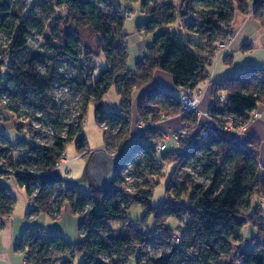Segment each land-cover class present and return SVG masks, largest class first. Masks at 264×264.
I'll list each match as a JSON object with an SVG mask.
<instances>
[{"label": "trees", "instance_id": "obj_1", "mask_svg": "<svg viewBox=\"0 0 264 264\" xmlns=\"http://www.w3.org/2000/svg\"><path fill=\"white\" fill-rule=\"evenodd\" d=\"M123 1L140 4L149 18L138 25V35L158 33L134 71L128 69L125 11L122 6L113 10L112 0H34L31 4L26 0H0V33L9 38L0 45V102L7 94L14 103L46 115L56 130L63 117L49 97L51 86L61 82L82 98L80 115L67 126V136H55L51 145L37 144L31 126L22 127L26 136L15 143L0 132V228L15 209L16 198L3 182L11 177L34 200L28 218L40 214L58 217L66 203L72 214L83 217L80 234L84 239L78 243H69L64 236L51 235L41 227H28L16 247L24 253L27 264H55L59 259H63L62 264H73L78 257L81 264H143V258L145 264H233L238 260L264 264V218L256 211L252 213L264 195V168L254 144L251 150L242 148L233 133L203 143L199 140L202 128L194 139L183 140L182 147L189 148L181 152L159 154L156 145L132 141V108L140 94L138 116L147 125L160 123L162 116H183L187 124L197 128L198 117L184 114L180 92H195L209 82L218 44L231 34L237 14H252L264 28V0H178L179 5H158L157 0ZM188 18L202 20L195 40L194 30L182 28ZM178 24L180 31L170 29ZM86 29L96 39L97 54L84 44L81 31ZM201 38L208 59L202 58L205 52L199 51ZM96 55L105 58L104 66L94 63ZM38 63L45 66L46 74L41 73ZM62 64L75 68L77 76L70 81L59 79ZM158 71L173 77L178 94L152 86ZM112 88L122 99L121 110L107 112L102 101ZM221 95L227 97L226 104L220 103ZM212 97L214 122L222 124L233 119L235 127L248 123L253 112L264 106V70L249 68L215 83ZM92 104L98 126H107L103 131L104 148L110 155L118 154L120 166L113 188L96 187L85 195L74 185L65 186L52 176V171L69 145L75 144L79 154L92 156L84 135ZM12 111L1 104L0 115ZM150 134L157 133L150 128L146 135ZM167 163L176 165L166 189L172 200L154 208L152 190L160 183ZM188 164L197 173L200 171L202 185L184 172ZM127 165H132L134 175H141L142 184H136L135 195L122 188ZM156 175L158 179L149 181ZM185 198L187 204H181ZM132 201L145 209L144 223L153 217L162 235L146 234L130 221ZM171 218L188 221L180 246L171 245L173 231L166 226ZM250 226L258 234L250 239L252 249L244 250L243 233ZM164 246L170 248L168 254L148 257L149 252ZM231 255L234 259L228 262Z\"/></svg>", "mask_w": 264, "mask_h": 264}, {"label": "rangeland", "instance_id": "obj_2", "mask_svg": "<svg viewBox=\"0 0 264 264\" xmlns=\"http://www.w3.org/2000/svg\"><path fill=\"white\" fill-rule=\"evenodd\" d=\"M29 4H31L34 0H26ZM168 0H157L158 5H163L164 2ZM172 4L179 5L178 0H172ZM111 7L113 10L118 8V6H122L125 12H128L132 15V19L127 20L125 22V33L128 35L127 37V44L129 47V61H128V69L130 71L135 70V66L138 62L143 60L146 56L148 46L153 42L156 38L158 33L143 35L140 36L136 33L137 27L139 24H143L148 21V17L144 15L141 11V5L135 3H126L123 0H112ZM255 6V5H254ZM190 20H184L182 22V28L185 30H194L193 34H196L198 28L201 25L200 18H188ZM178 29H180L178 25ZM197 35V34H196ZM81 36L84 41L86 47L93 51V53L97 54V45L96 39L90 29L82 30ZM201 38L199 51L201 53L205 52V43L204 40ZM8 36L0 33V45H5L8 42ZM41 40V39H40ZM34 46H38L36 42L32 41ZM250 53V52H245ZM252 53V52H251ZM220 57H217L213 60V67L212 71L216 67L217 62L219 61ZM9 61L5 60L7 64ZM94 63L98 66H104L106 64V60L102 55H96L94 58ZM238 63L236 60L235 65ZM221 67H226L224 64H221ZM39 70L41 73L46 74L45 66L42 63H38ZM226 68H230L229 66ZM211 71V72H212ZM98 71H96V75ZM58 76L59 79H64L66 81L72 80L74 77L77 76V70L67 64H62L59 66L58 69ZM49 97L54 101L59 109V113L63 117V122L58 129H54L47 121L46 115L41 112H35L27 106L18 105L14 103L9 95L4 94L1 99L2 106L5 105L10 109H13L12 112H4L0 115V131L13 143L18 140H22L26 136V130L22 127L31 126L35 129L36 132L32 134L34 141L37 144L42 146H48L53 143L55 136L66 137L67 136V126L72 122H75L79 115L80 109L82 106V98L78 93H72L69 86L66 84H62L61 82L54 83L50 90H49ZM121 102L122 99L117 94L115 88H112L109 93L105 96L102 101L104 110L107 112H116L121 110ZM0 104V108H1ZM264 107L262 108V110ZM3 110V108H2ZM33 115V116H31ZM139 117V116H138ZM142 120H138V123ZM103 128H100L96 122V107L92 104L89 107L85 127H84V135L87 137L88 148L94 152L99 149L104 148V134ZM141 135V131L138 134ZM187 139V138H186ZM185 140V139H184ZM182 140L178 143L182 144ZM175 143H171L169 146V150L167 152L173 151L175 149ZM158 146H156V149ZM189 148V145H185L183 147L176 148L178 152L186 150ZM105 149V148H104ZM246 149V148H245ZM25 153L24 150H22ZM159 153V152H158ZM159 154H163L159 153ZM65 156L69 160V164L65 167L60 168L58 171L54 172L52 176L55 178L61 179L65 186L74 185L78 188V190L82 194H89L92 188H96V185L92 178L88 173V165L91 156L88 153L79 154L75 144L69 145L67 147ZM175 163H167L164 165L163 169V177L160 179V183L155 186L152 190L151 196V206L154 208H159L164 204L168 203L172 199L167 195L166 189L168 183L175 171ZM128 172L125 169L123 171V175L126 178H129V182L126 181L124 186L122 187L125 192L129 195H135L138 193L136 191V184H142L140 180V176L134 175L132 170L128 168ZM198 173L200 172L197 170ZM184 172L189 174L190 177L193 179L194 182L202 185L203 180L201 179L200 175L193 170L192 165L188 164L186 168H184ZM158 175L154 177H150L149 181L158 179ZM181 179V178H180ZM178 180L179 182L181 180ZM4 185L9 188V190L14 194L16 198L15 209L13 214L8 220V224H16L18 228H22L25 230L27 227H41L46 229L51 235L60 234L65 237V239L69 243H78L82 241L84 238L80 234V224L83 221V217L80 215L72 214L71 208L68 203L65 204L63 212L60 216L51 218L47 214H40L35 218H28L32 207L29 203V197L25 188L19 186L14 178L5 177L3 179ZM178 182V183H179ZM149 187H147L148 189ZM260 206L256 212L261 215L262 218V211L264 210V205L262 207V201H264V195H261L259 198ZM188 199H183L181 204H187ZM128 216L130 221L134 224L139 226L142 230L146 232V234L154 235H162L161 232H158V228L155 224V220L153 217H150L145 223L144 219L146 217L145 209L141 206L136 204L135 202H131L128 209ZM264 217V213H263ZM144 223V224H143ZM184 223H181L176 218H171L167 221L166 226H168L173 231L172 238L175 236H180L185 232L186 226L188 221L184 220ZM11 226L8 229L4 230L0 228V241L4 244L9 243V239L7 234L11 230ZM4 230V231H3ZM258 234V230L254 229L253 227H248L244 230L243 236L246 242L243 244L244 250H251L252 243L250 239L255 237ZM182 237V236H181ZM15 246V245H14ZM6 247L5 249H7ZM170 252V248L164 247H157L155 251L149 252V258H160L164 254H168ZM16 254V260H15ZM12 255L10 258L7 256V251H0V264H23L25 261L24 253L17 252L16 248L13 247ZM143 258L142 263L145 264L146 261ZM234 256L231 255L226 260L228 262L233 261ZM63 259H59L55 264H62ZM82 259L78 257L73 264H81Z\"/></svg>", "mask_w": 264, "mask_h": 264}, {"label": "crops", "instance_id": "obj_3", "mask_svg": "<svg viewBox=\"0 0 264 264\" xmlns=\"http://www.w3.org/2000/svg\"><path fill=\"white\" fill-rule=\"evenodd\" d=\"M164 3H172V0H168L167 2ZM186 20L188 21L190 19H186ZM178 25L172 26L170 27V29L173 31L176 30L180 31V29H178ZM230 33L233 37V41L231 43L230 49L227 52H217V55L215 56L214 59H216L217 57H220V59L217 62L216 67L214 68L213 71H212L213 64L212 67L209 69V73H208L209 82L206 84H202L195 91L196 94L200 95L201 103L199 106V112L197 116L198 117L197 128L194 129V126L192 125L190 126V130H189L191 134L189 137L190 140L194 139V137L199 132V130L209 123L208 115L211 114V110L214 105L212 90H213V85L215 83L223 82L231 78L232 76L239 74L240 72L249 68H257L264 70V28L262 27L260 22H258L252 14L249 16H243L241 14H237L230 28ZM192 36L194 37V40L197 39L196 34H192ZM198 47H200V44L198 45ZM245 52H250V53L247 54ZM201 56L204 59L209 58L208 53H206V50L205 53H203ZM236 60H238V63L235 65ZM221 64H224L226 67L229 66L230 68L228 69L226 67H221L222 66ZM152 86L157 87L169 93H175V94L179 93L175 89L173 77L161 71L155 73L152 81ZM140 96L141 94L137 96L132 108L133 120H134L132 127L133 143L145 142L147 144L158 146L160 143L163 142V140H165L166 150L163 152V154L178 151L176 148L182 147V144L174 141L173 135L179 134L185 130L187 123L184 121V117L176 116L174 118L166 119V121L164 122L160 121V123L153 125L151 127L153 130L156 131L157 133L156 135L145 134L144 136L139 137L138 134L141 131L138 127V120H139L138 104H139ZM263 107L264 106H260L259 109L257 110V112L261 114L260 119L250 122L247 125L246 131L243 134L236 135L235 133H233V136L236 142L240 146H242V148L251 150L252 149L251 145L254 144V147L259 155V163L264 168V109L262 110ZM172 142L176 144L175 149L173 151L167 152ZM260 202L261 201L258 200L255 203L252 213L253 212L255 213V211L257 210H260L259 209ZM261 211L263 217L264 210ZM8 220L5 223L3 229L6 230L9 228V226H11L12 228L9 231V234H7V236H9L8 237L9 243L4 244L2 241H0V251L6 250L7 256L10 258L11 256H13L12 255L13 247L15 248L17 247L19 241L22 238L24 231L28 227L25 230H22V228H18L15 223L9 225ZM6 247L8 248L5 249ZM15 260H16V254H15ZM19 260H18V264H21L19 263L20 262ZM23 264H26V262L24 261Z\"/></svg>", "mask_w": 264, "mask_h": 264}, {"label": "built area", "instance_id": "obj_4", "mask_svg": "<svg viewBox=\"0 0 264 264\" xmlns=\"http://www.w3.org/2000/svg\"><path fill=\"white\" fill-rule=\"evenodd\" d=\"M124 18L127 20L132 19V15L128 12H125ZM232 41H233V37L230 34L227 37L226 41L220 42L218 44L217 52H227L230 49ZM219 101L222 104H226L228 102V99L225 95H221L219 97ZM180 102H181V107L184 111V114H193L195 116H198L199 106L201 103V99H200L199 94H196L195 92H192L189 90H182L180 92ZM208 117H209V123L206 124L202 128V130L200 132V137H199V140L202 141L203 143L218 140V139H220L222 134H228V133H235L236 135L243 134L246 131L247 125L250 122H253L257 119H260L261 114L257 111H254L252 114V117L248 123H245V124L239 123V126H237V127H235V124H234L235 122L233 119H229V120H227L226 123L221 124L220 122H214L212 114H209ZM166 119L167 118L165 116H162L161 121L164 122V121H166ZM152 126L153 125H151V126L147 125L146 122H144V121L139 122L138 127L141 130V135L139 137L144 136L146 134V131L148 129H150ZM190 126L191 125L187 124L184 131H182L179 134L173 135L174 141L179 142V141L184 140L186 138L189 139V137L191 135L189 132ZM103 129L106 130L107 126L104 125ZM156 150L159 153L164 152L166 150V141L163 140V142L158 145V148ZM110 156L118 157V154L116 153V154L110 155ZM68 164H69L68 158L65 155H63L60 158L56 167L53 169L52 173L58 171L62 167L67 166ZM128 168L130 170H132V165H127V167H126L127 171L126 172L129 171ZM126 181L129 182L130 181L129 178H126ZM29 203H30V206L32 208H34V206H35L34 200L29 199ZM263 205H264V201H262V207H263ZM183 224H185V223L183 222ZM181 244H182V237L181 236H175L174 238H172V242H171L172 246H180ZM26 264H27V262H26ZM130 264H135V262H131ZM233 264H243V263L241 260H238V261H234Z\"/></svg>", "mask_w": 264, "mask_h": 264}, {"label": "water", "instance_id": "obj_5", "mask_svg": "<svg viewBox=\"0 0 264 264\" xmlns=\"http://www.w3.org/2000/svg\"><path fill=\"white\" fill-rule=\"evenodd\" d=\"M119 166V158L110 156L102 148L92 153L88 173L96 187L107 190L114 187Z\"/></svg>", "mask_w": 264, "mask_h": 264}]
</instances>
